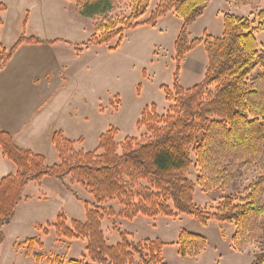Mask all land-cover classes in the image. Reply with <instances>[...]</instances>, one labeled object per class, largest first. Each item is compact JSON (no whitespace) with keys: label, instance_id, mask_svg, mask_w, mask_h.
<instances>
[{"label":"trees","instance_id":"trees-1","mask_svg":"<svg viewBox=\"0 0 264 264\" xmlns=\"http://www.w3.org/2000/svg\"><path fill=\"white\" fill-rule=\"evenodd\" d=\"M81 16L95 18L113 10L115 0H71ZM129 13L119 19L94 22V32L84 47L116 39L118 45L125 29L139 24L154 25L159 17L173 10L182 20L174 42L177 69L172 86L162 85L167 101L164 112L155 103L146 105L136 120L138 136L115 140L117 129L110 128L99 137L95 149H76L75 142L54 131L51 143L59 161L46 164L44 155L15 144L12 136L0 129V149L15 171L0 179V225L13 215L16 205L28 196L26 184L50 176L65 182L74 197L80 196L71 184L81 186L92 195V205L82 201L85 219L69 218L59 212L52 224L60 238L85 240L89 261L70 259L68 264H165L161 239L133 241L128 232L110 244L102 229V219L119 216L132 219L137 215L154 217L183 213L197 218L230 222L234 226L230 245L243 250L257 245L263 235L258 223L264 214V172L255 178L243 194L222 197L212 210L193 201L195 183L188 173L197 168L196 183L204 191L224 189L234 177L239 160L248 163L264 158V47L256 34L264 31V8L255 18L224 14L220 36L189 40L186 27L199 17L209 0H160L144 21L151 0H128ZM5 6L0 4V10ZM2 19L0 17V24ZM35 36L20 35L7 50L0 51L3 65L23 43H41ZM204 44L207 64L204 77L190 87L178 83V66L187 52ZM80 49V48H79ZM258 72L252 76V73ZM263 169V167H262ZM264 171V169H263ZM116 200L120 209L104 203ZM27 251L40 241L27 238ZM176 244L182 256H196L207 244L205 236L181 230ZM38 262L41 255L33 253ZM252 264H264V251L254 254ZM57 264H63L58 261Z\"/></svg>","mask_w":264,"mask_h":264},{"label":"rangeland","instance_id":"rangeland-1","mask_svg":"<svg viewBox=\"0 0 264 264\" xmlns=\"http://www.w3.org/2000/svg\"><path fill=\"white\" fill-rule=\"evenodd\" d=\"M159 1L151 0L139 21L146 20ZM0 3L7 6L0 10V51L10 48L20 35L45 37L42 39L44 45L29 51L38 60L37 82L41 85L37 120H47V129L36 131L39 135L31 143V150L44 155L47 165L59 161L50 137L44 136H51L49 131H62L75 142L76 149L90 151L97 147L100 135L113 127L117 129L116 141H122L125 136H138L136 120L146 105L155 103L159 112L165 111L167 101L161 86L171 87L174 82L177 69L174 42L183 25L172 9L154 25L143 23L125 29L118 45L113 39L84 47L94 32L95 21L128 15V0H115L112 11L93 19L81 16L71 0H0ZM262 8L264 0H209L202 14L187 25V37L191 40L204 39L207 35L220 36L224 14L255 18ZM256 37L264 47V31ZM25 52L27 50H22V54ZM6 62L2 65L0 61V69ZM206 64V51L201 42L187 52L179 64L178 83L184 87L198 83L204 77ZM6 162L14 165L9 160ZM262 167L264 169V158L248 163L241 159L236 163L232 181L224 189L211 191L200 188L195 181L197 168L191 167L188 176L195 183L194 203L212 210L222 197L243 194L264 172ZM12 172L2 170L0 179ZM65 182L67 178L46 176L26 184L24 194L28 198L21 200L11 218L0 225V264L89 261L85 240L60 238L53 229L59 212L84 220L82 201L92 205V195L87 190L70 183L81 198L78 201ZM109 205L115 211L120 209L113 200L104 203L102 210ZM258 223L263 232L260 243L247 245L240 251L230 245L234 231L232 223L211 219L202 224L194 216L183 213L154 217L137 215L132 219L104 215L102 229L110 244L120 240L121 231L128 232L133 241L161 239L165 242L162 249L165 264H252L254 254L264 251V214ZM181 230L205 236L206 247L196 256L180 255L176 240ZM32 237L41 245L36 243L28 252L24 241ZM33 253L41 255L38 262Z\"/></svg>","mask_w":264,"mask_h":264},{"label":"crops","instance_id":"crops-1","mask_svg":"<svg viewBox=\"0 0 264 264\" xmlns=\"http://www.w3.org/2000/svg\"><path fill=\"white\" fill-rule=\"evenodd\" d=\"M3 5L7 8L5 4ZM28 36L36 37V35L26 37ZM37 38L44 40L45 37L37 36ZM44 44V41L21 44L0 69V129L8 132L15 144L22 148L31 149V143L39 135L36 131L47 129V120H37L41 99V93L38 95V92L41 85L37 82L38 60L30 53L31 50ZM22 50L27 52L22 54ZM49 132L52 134V131ZM44 136L50 137L51 143V136ZM51 146L53 147L52 143ZM6 161L8 160L3 157L0 149V174L4 169L15 171V165Z\"/></svg>","mask_w":264,"mask_h":264}]
</instances>
